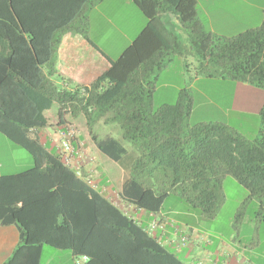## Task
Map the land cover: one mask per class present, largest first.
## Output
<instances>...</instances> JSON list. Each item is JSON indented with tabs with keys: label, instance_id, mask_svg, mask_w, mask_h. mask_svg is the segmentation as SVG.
Instances as JSON below:
<instances>
[{
	"label": "trees",
	"instance_id": "obj_1",
	"mask_svg": "<svg viewBox=\"0 0 264 264\" xmlns=\"http://www.w3.org/2000/svg\"><path fill=\"white\" fill-rule=\"evenodd\" d=\"M98 1L0 0V132L33 161L24 171L0 175V224L19 232L4 264H40L44 246L70 251L75 264H185L147 232L149 223L125 213L97 184L76 175L54 144L49 149L40 134L30 133L47 126L44 112L53 104L59 124L68 114L82 117L97 149L114 162L135 153L119 193L124 202L153 215L176 193L212 218L229 176L264 210V102L253 139L225 123L189 124L193 101L186 89L173 103L153 102L158 76L174 56L186 68L192 57L196 75L264 89V19L223 36L204 29L196 0H134L146 24L131 44L115 60L107 58L109 67L88 85H56L49 76L56 72L62 36L78 33L89 40L86 12ZM168 12L186 30V44L162 21ZM99 120L116 123L121 137H99L93 131Z\"/></svg>",
	"mask_w": 264,
	"mask_h": 264
},
{
	"label": "rangeland",
	"instance_id": "obj_2",
	"mask_svg": "<svg viewBox=\"0 0 264 264\" xmlns=\"http://www.w3.org/2000/svg\"><path fill=\"white\" fill-rule=\"evenodd\" d=\"M208 3L214 11H223V14H215L213 21L203 23L204 29L210 31L212 27L214 30H219V34L226 36L256 26L260 20L259 14L264 8V0H209ZM86 14L87 33L90 39L112 60H115L131 44L146 23L145 15L132 1L128 3L125 0H99L95 6L87 10ZM161 19L166 28L186 44L188 34L181 27L175 14L172 12L162 14ZM187 61L195 65L192 57L187 56ZM178 69L179 58L174 56L167 72H163L159 81H156L154 106L175 102L178 97V88L186 89L193 101V108L188 118L189 124L220 122L229 125L248 139L258 135L261 126L258 108L264 101V89L236 81L197 82L189 81L188 77L186 81H181L177 75ZM51 111H53V118L50 116L47 120L49 131L53 132L61 124L55 123L58 120L56 104L52 105ZM66 118L69 123L76 126L80 136L92 140L82 117L73 118L68 114ZM93 131L100 135L110 134L117 138L121 137V130L116 123H105L103 120L95 122ZM124 143L131 147L129 142ZM46 145L49 149H55L50 142ZM0 162L2 163L0 174L18 173L33 165L31 155L1 132ZM227 179L230 182L225 181L222 184L225 199L212 218L204 217L196 208L186 210L189 204L180 199L176 193H170L166 197L162 210L180 223L201 228L210 234L222 231L228 235L232 229L227 223L232 220L234 227H238L240 238L256 237L255 251L264 252V210L259 209L257 199L245 197L247 190L237 184L233 178L227 176ZM114 202L118 205L116 199ZM232 233L236 234L235 229ZM65 252L68 250L60 251L44 246L40 264H64L58 261L57 254ZM177 256L184 259V253H178Z\"/></svg>",
	"mask_w": 264,
	"mask_h": 264
},
{
	"label": "crops",
	"instance_id": "obj_3",
	"mask_svg": "<svg viewBox=\"0 0 264 264\" xmlns=\"http://www.w3.org/2000/svg\"><path fill=\"white\" fill-rule=\"evenodd\" d=\"M131 1L134 2V0H125V2L128 3ZM208 2L209 0H196L197 18L202 26L205 22L210 23L213 21L215 14H223V11H214ZM259 15L260 20L257 25H259L264 19V8L263 12ZM209 25L212 26V24ZM210 31L217 35H223L219 34V30H214L212 27ZM87 36L89 40L85 39L78 33L67 32L63 34L56 54V72L49 76V78L54 81L56 85H66L67 81H69V86L74 84L88 85L109 67L110 64L107 60L108 56H106L97 44L90 39L88 33ZM177 57L179 58V69L177 70V75L181 81H186V78L188 77L189 81L197 82L208 80L235 82L224 78L196 75L194 64L192 65L190 61H187L190 64V67L186 68L184 59L179 56ZM168 68L169 66L160 72L157 81H159L163 72H167ZM44 73H46V70H44ZM178 89L181 90V88ZM260 107L258 108V112ZM44 115L47 119L50 116L53 118V111H51V108L46 110ZM56 115L58 120L55 123L59 125V123H61V119L59 118L58 106ZM65 119L67 120L66 116ZM48 122L49 121L47 120V126L43 128L40 133H38L40 134L41 139L45 141V144L49 142L52 143L48 136L44 133H47L50 130ZM97 135L99 137H103V135ZM88 139L81 135L75 142L76 145L73 144L76 149H80V151H82L79 162L81 164V169L85 172L83 174L91 175L97 184V189L105 195V197L113 200V203H115L114 199H116L119 207H121L125 213L139 223L146 225L152 219H156L160 225H163V227H159L154 232V235L158 237L159 242L162 245L169 248L171 251L176 254L184 253V259L182 260L185 264H264V252L258 253L255 251L257 246L256 237L248 239L240 238L238 227H234L232 220L228 221L227 225L230 229H232V231L235 229L236 234L230 231L228 235H226L221 230V232H216V234H210V232L201 228L187 226L180 223L176 218L168 216L162 208L159 213L152 215L121 200L119 194L121 191V185L129 176L130 163L134 159L135 153L125 156L120 162H114L97 149L93 140L90 141V139ZM124 146L129 152L132 150L128 145L124 144ZM1 164L2 163L0 162V167ZM225 181L230 182L227 177L224 178L223 182ZM247 196L248 192L245 197L247 198ZM189 208L190 207L188 205L186 210ZM255 227L254 223V229ZM180 234L186 235L187 242L185 245L178 244ZM18 242L19 232L17 227L13 224H0V264H4L8 260L13 250L18 245ZM57 258L59 262L64 264H75V257L70 251L57 254Z\"/></svg>",
	"mask_w": 264,
	"mask_h": 264
},
{
	"label": "built area",
	"instance_id": "obj_4",
	"mask_svg": "<svg viewBox=\"0 0 264 264\" xmlns=\"http://www.w3.org/2000/svg\"><path fill=\"white\" fill-rule=\"evenodd\" d=\"M41 130H43V128H32L30 129V133L34 135L40 133ZM44 133L48 136L49 140L55 145L56 150L62 157L64 163L70 168H72L75 171L76 175L82 176L91 187L95 188L96 182L94 181L93 177L91 175H85L81 171V164L79 162V158L82 155V151H80V149H76L73 145V141L80 134L76 126L73 123H69L65 119V122L56 127L55 131H48L47 133ZM159 227H163V225H160V223L156 219H153L147 225L146 230L147 232L153 234ZM186 242V235L180 234L178 238V244L185 245Z\"/></svg>",
	"mask_w": 264,
	"mask_h": 264
}]
</instances>
